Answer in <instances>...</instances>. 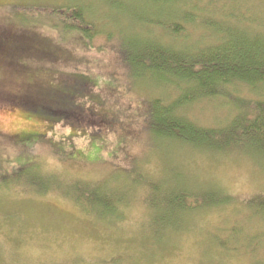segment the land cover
Returning a JSON list of instances; mask_svg holds the SVG:
<instances>
[{"label":"rangeland","instance_id":"rangeland-1","mask_svg":"<svg viewBox=\"0 0 264 264\" xmlns=\"http://www.w3.org/2000/svg\"><path fill=\"white\" fill-rule=\"evenodd\" d=\"M29 6H74L86 11L92 6L96 15L89 18L96 19L101 31L92 41L69 36L59 42V27L7 22L22 15L21 7ZM154 7L145 0H0V264H264V219H245L264 202V160L247 149H236L238 153L228 155L193 154L151 134V129L143 125L146 102L164 99L167 90L155 91L150 78L135 82L129 65L124 66L127 73L120 68V52L127 55L129 39L148 37L177 49L184 48L178 45L193 48L200 41L214 44L211 30L205 31L199 22L264 36V0H187L175 5L173 16L186 13L194 22L193 26L182 23L185 33L174 44L166 39L169 25L166 29L162 23H153L165 21L162 11ZM34 26L42 31H31ZM23 28L27 29L25 40L8 37ZM45 36L54 38L55 45L41 44ZM55 48L53 56L57 59L50 63L46 57V66L98 83L99 89L92 90L100 94L104 108L99 103L89 106L98 114L107 112L105 122L97 119L96 127L88 123L74 128L59 124L50 129L37 114L6 101L14 79L22 71L8 63L18 60L33 71L42 70L36 57L34 63L33 58L21 59L19 54L42 51L51 55ZM229 90L228 98L213 99L210 104L189 107L177 115L203 128L224 127L237 115L234 98L264 100V88L259 94L243 84ZM29 135L46 137L32 153L28 148L33 140H23ZM20 141L26 145L21 146ZM4 174L20 183L5 184L9 178L3 179ZM39 177H48L49 186L42 189V194L34 182ZM143 179L161 186L181 187L186 183L195 189L215 187L236 196V200L222 210L201 211L186 231L169 233L155 226L160 216L168 215L166 208L156 203L145 206L149 191L131 185ZM78 181L111 190L117 196L112 200L115 204L122 198L125 205L121 213L112 217L95 206L85 213L65 196L71 184ZM122 213L118 226L111 223ZM230 226H243L247 235L255 237L245 236L246 244L230 241ZM144 236L154 237L159 243L146 242L141 239Z\"/></svg>","mask_w":264,"mask_h":264},{"label":"trees","instance_id":"trees-1","mask_svg":"<svg viewBox=\"0 0 264 264\" xmlns=\"http://www.w3.org/2000/svg\"><path fill=\"white\" fill-rule=\"evenodd\" d=\"M145 1L153 3L155 9L162 11L165 21L154 20L153 23L155 22L157 26L162 23V27L166 29L170 27L167 29L166 39L173 42L172 44L174 41H179L175 39L185 33L182 23H190V26H193L194 21H190L186 13L184 15L177 12L175 16L172 14L175 5H182L187 0ZM86 9L87 11L74 6L21 7L19 11L22 15L17 14V17H10L11 19L7 17L9 19L7 22L19 21L24 26L38 23L51 25L54 28L59 27L61 29L59 42L65 41L69 36H80L92 41L101 29L95 22L96 19L92 21L89 18H93L92 14H95L92 6ZM27 13L30 16H27ZM148 21L150 20L144 23ZM207 22L199 23L204 24L205 31L207 28L211 30L212 39L219 38L215 39L214 44L204 45L205 42L200 41L193 48L178 45L184 48L177 49L175 45L166 46L148 37H137L129 39L127 55L120 52L123 63V67L120 66V68L127 73L128 69L124 66L129 65L134 71L131 77L135 82L150 78L155 91L167 90L164 99L152 98L146 102L148 109L143 115V125L151 129V134L176 143L183 151L188 149L195 154L201 151L228 155L238 153L236 149H247L255 157L264 160V100L245 101L234 98L233 105L237 115L224 127L203 128L184 116L177 115L179 111L184 112L189 107L205 105L206 102L210 104L217 98H228L229 89L236 84L249 87L256 91L255 94H259L264 88V36L251 35L243 30L238 31L233 26L226 28L218 24L219 27H215L214 23ZM76 24L83 28L77 27ZM26 30L23 28L20 33H12L8 37L21 36L25 40ZM31 31L41 32L42 30L34 26ZM214 31L216 35L213 34ZM40 42L49 47L55 45V39L48 36L40 39ZM191 49L194 50L191 51ZM66 50L64 51L68 57V50L67 53ZM37 52H22L19 57L33 58L34 63L36 57L37 64L44 68L42 70L33 71L31 67L17 63L18 60L8 63L9 66L21 68L22 71L18 72L20 75L15 73L17 76L14 84L12 83L13 88L5 96L6 101L37 114L36 116H39L42 122L50 125V129L59 124L74 128L75 125L88 123L90 127H96L97 124L94 121L97 119L101 123L105 122L109 114L101 111L98 114L89 106L101 103L100 94L95 95L92 90L99 89L98 83H92L90 79L85 82L79 75L52 71V65L47 67L44 59L47 57L48 61L53 63L57 59L53 56L55 52L57 53L56 48L51 55L41 53L42 51ZM70 60L69 56L66 62ZM100 108L104 106L100 104ZM45 138L29 135L23 140L24 142L33 140L31 147L28 148L32 153L37 145L42 146L45 143ZM34 139H36L35 143ZM24 142L20 141V145H26ZM5 178H9L7 182H4L7 185L20 183L19 180H12L13 178L6 174L3 175V179ZM47 178L39 177L38 181H34L38 183L40 194L44 193L42 189H47L44 187L49 186ZM131 185L136 186L137 189L143 188L149 191L144 201L145 206L147 203H156L166 208L168 215L163 218L160 216L155 226L169 233L186 231L190 227V221L199 217L201 211L222 210L236 200V196H230L222 189L213 186H211L213 189L207 188L209 190L204 187L195 189L186 183H181V187L179 184L175 187L168 184L161 186L153 184L149 179H143L140 184L131 182ZM65 196L75 205H80L87 214L95 206L106 215L115 217L114 214L118 211L121 213L125 205L124 202L122 203V198H119L120 203L112 202L117 196L111 190L102 189L93 183L82 184L80 181L72 183ZM255 209L250 212L251 214L246 215V220L264 219V202L258 203ZM123 214L117 216L111 223L118 226ZM227 230L230 241H238L240 244L247 243L243 239L245 236L251 239L255 237L252 234L247 235L243 226L238 229L230 226ZM141 239L159 243L154 237H152L153 240L145 236Z\"/></svg>","mask_w":264,"mask_h":264}]
</instances>
